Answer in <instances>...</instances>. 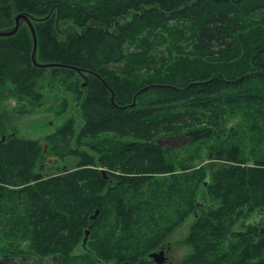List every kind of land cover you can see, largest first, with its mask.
<instances>
[{"label": "trees", "instance_id": "16d2710c", "mask_svg": "<svg viewBox=\"0 0 264 264\" xmlns=\"http://www.w3.org/2000/svg\"><path fill=\"white\" fill-rule=\"evenodd\" d=\"M93 1L11 0L14 14L37 17L36 61L78 67L86 84L77 93L81 122L68 116L45 141L57 161L75 159L73 169L10 189L29 176L30 152L25 144L13 155L17 144L0 127V257L153 264L150 251L174 244L172 233L192 217L178 263L264 264V0ZM167 23L187 28L189 49L139 73L155 48L142 32ZM32 47L25 21L0 36V88L10 83L31 100L44 83L78 89L80 72L36 66ZM167 135H185L191 154L179 159V147L159 145ZM203 157L218 164L196 168ZM85 229L88 253H73ZM24 238L31 244L20 245Z\"/></svg>", "mask_w": 264, "mask_h": 264}, {"label": "rangeland", "instance_id": "374dc122", "mask_svg": "<svg viewBox=\"0 0 264 264\" xmlns=\"http://www.w3.org/2000/svg\"><path fill=\"white\" fill-rule=\"evenodd\" d=\"M97 1L98 0H95L91 4H94ZM50 11L53 12V14L56 13L54 7L50 8ZM9 20H14V12L11 7V0H5L4 5L0 6V27L2 29L10 27L8 26ZM120 20H126V17L121 18ZM68 24H64L62 27H65ZM166 25L167 27L161 26L159 29L153 30L151 34H149V32L146 30L142 32L149 39L154 40L155 48L153 55L151 52L147 53L143 62L135 65V70H137L139 73H144L147 70V65L149 63V66L153 65L154 62L161 64L162 61H167L171 56L174 58H181L182 56L178 50L183 49L186 51L189 49V46L186 47V45L191 43V39L188 37L189 33L187 28L180 23H178L176 26L174 23H167ZM180 30H182V32ZM138 38H140V36H138ZM140 47H142L140 43L138 46L132 44L129 47V50H140ZM108 64L110 68H115L119 63L111 60L108 62ZM37 75V77L40 79L41 76L39 73ZM60 81H62V78ZM84 82L85 80L83 78H80L77 81L78 89L70 88L69 86L63 85L60 82L53 83L52 85L49 83H44L42 85L38 84L40 87L38 91L40 96L36 100H31L30 97L26 96H17L13 86L10 83H6L0 88V127H2V129L5 131L4 139L6 137V142H15V144H17V146L11 150L13 155L20 153L21 147L26 148L27 146L25 144L28 145L30 152V164H28V171L30 172L29 176L27 177L25 183L19 186H9L10 189L16 190L17 188L28 183L43 182L44 175L42 173L45 175L55 176L58 173L61 174L64 168H66L67 163L71 164V169L74 168L72 164L74 163L75 159L70 157L57 155V162L48 161V156L52 157L53 154L48 153V151H44L43 146L46 143L45 141L49 139L50 134L60 132L57 129L61 127L60 125L64 122V119L69 118L68 116L75 115L77 123L81 122V118L79 116L81 113L76 111V105L78 102L77 93ZM184 143H173L176 145L174 147H179L176 148V157L179 159L188 157L194 147L193 144L182 146ZM42 150L44 153H46L44 158L41 154ZM21 157L22 154H19V158ZM213 158L203 157L200 159H195V167L198 168L200 165L209 163L211 160L214 161L215 164H218L217 159L213 160ZM102 168L104 169V172H107L106 167ZM191 223L192 217L188 218V220L185 221L182 226L172 233L169 242L174 243L172 245H174L175 248L169 250L168 252L169 256L172 257V261L167 260L161 264H180L178 263L180 258L186 256L189 253L188 246L181 244L179 241H182L188 236ZM241 228V223L238 222L233 226H230L228 231H238ZM88 237L89 235L84 241V235H82L81 241L74 249L73 253H88ZM28 244L31 243L27 238L22 239L20 242V245L22 246H26ZM48 256L49 255L43 257V259L47 258Z\"/></svg>", "mask_w": 264, "mask_h": 264}, {"label": "water", "instance_id": "95a60500", "mask_svg": "<svg viewBox=\"0 0 264 264\" xmlns=\"http://www.w3.org/2000/svg\"><path fill=\"white\" fill-rule=\"evenodd\" d=\"M49 15V14H48ZM47 15V16H48ZM37 17L33 16L32 14H28L25 12H17L14 14V21L15 24L12 26V28H6V29H0V36H10L16 33L18 30L19 26L23 21H25L29 27L31 36H32V42H33V47H32V60L36 66L39 67H52V66H63V67H70L74 68L77 72H81V70L78 67H73L67 64L63 63H57V62H47V63H42L36 61V49H37V36L36 32L34 29V26L32 24V20H35ZM44 19V18H41ZM58 19V18H57ZM82 77L84 78L85 82L82 85L86 84V76L82 74ZM51 123V122H50ZM4 136H2V139H4ZM179 138L180 140L178 141V144H182L186 142L187 137L185 135H178V136H161L157 139V142L159 145L165 146V147H174L176 146L173 143H176L174 141V138ZM44 151H47V144H44ZM99 213V209H95L94 213L90 216V218H95L97 214ZM89 234V230L85 229L84 230V241L86 237ZM149 257L153 259L156 263H162L165 261V254L163 248L156 249L152 252L149 253ZM58 258V257H57ZM15 258L12 256H9L8 254H4L3 256L0 257V264H6V263H14ZM16 261V260H15ZM122 264H130L129 262H122Z\"/></svg>", "mask_w": 264, "mask_h": 264}, {"label": "flooded vegetation", "instance_id": "af4514ba", "mask_svg": "<svg viewBox=\"0 0 264 264\" xmlns=\"http://www.w3.org/2000/svg\"><path fill=\"white\" fill-rule=\"evenodd\" d=\"M174 140L176 142H178L180 139L179 138H174ZM48 158H52V159H48ZM47 160L48 161H52V162H57V160L51 156H48ZM163 248L164 250V254H165V261L166 262L167 260H171L172 261V257L169 256V250L171 249H174V245H172L171 243H168L166 246H164L163 244L159 247V248ZM157 248V249H159ZM15 258L14 260V263L13 264H31V261L32 260H37V261H34V262H38L40 264H55V262L58 260L57 256L56 255H52V256H49L47 258H41L39 256H35L34 253H24V254H19L17 256H12ZM153 260V259H152ZM6 264H12V263H6ZM122 264V263H120ZM153 264H161V263H156L154 260H153Z\"/></svg>", "mask_w": 264, "mask_h": 264}, {"label": "bare ground", "instance_id": "6f19581e", "mask_svg": "<svg viewBox=\"0 0 264 264\" xmlns=\"http://www.w3.org/2000/svg\"><path fill=\"white\" fill-rule=\"evenodd\" d=\"M258 214V213H257Z\"/></svg>", "mask_w": 264, "mask_h": 264}]
</instances>
